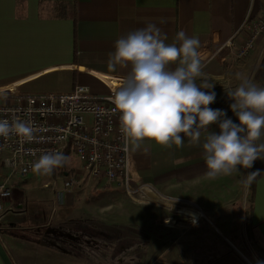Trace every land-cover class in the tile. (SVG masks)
Instances as JSON below:
<instances>
[{
	"label": "crops",
	"instance_id": "0c3cea01",
	"mask_svg": "<svg viewBox=\"0 0 264 264\" xmlns=\"http://www.w3.org/2000/svg\"><path fill=\"white\" fill-rule=\"evenodd\" d=\"M263 17L264 0H0V90L16 98L67 93L82 84L95 95H107L109 89L100 77L124 81L131 70L130 65H117L114 69L107 66L115 41L129 32L153 23L160 28L165 43H178L176 33L183 30L189 37H198L203 64L247 18L254 21ZM248 34L242 31L237 44L246 40ZM227 54L223 50L203 65V76L196 78V83L203 80L215 84L216 100L209 107L224 109L235 120L229 108L232 100L226 92L239 81ZM263 59L264 33L255 50L240 64L249 80L260 86H264V69L258 70ZM97 83L103 84L104 93L94 91ZM209 130L218 131L215 126ZM206 135L207 132L202 133L201 144ZM259 142H264V136ZM201 144L186 139L179 147H164L150 140L135 149L131 145L135 180L155 191L142 196V202L131 201L148 205L158 201L164 205L168 203L162 201L164 198L188 200L204 214L196 225L189 216L196 212L187 208H182L184 213L179 212L183 215L180 218L162 220L163 225L160 216L152 222L130 226L101 222L95 217H71L68 223H58L68 224L80 233L106 234L96 236L95 240L104 243L99 250L86 246L82 252H74L41 242L35 233L48 228L38 221L49 217L47 211L37 206L40 204L26 208L24 197L15 199V190L12 201L5 204L10 211L0 217V264H251L243 252L254 260L259 258L247 240L245 214L251 213L254 234L264 248V160L253 163L255 170L261 172L254 190L251 182L244 183L253 167L210 180L205 176ZM8 176L15 189L23 187L20 180L26 179L11 174L1 164L0 178ZM111 187L121 189L127 197L122 188ZM221 198L225 201L218 204ZM169 204L164 207L173 212V204ZM177 206L178 202L173 209ZM127 235L132 237L126 238Z\"/></svg>",
	"mask_w": 264,
	"mask_h": 264
},
{
	"label": "clouds",
	"instance_id": "9594fccd",
	"mask_svg": "<svg viewBox=\"0 0 264 264\" xmlns=\"http://www.w3.org/2000/svg\"><path fill=\"white\" fill-rule=\"evenodd\" d=\"M175 40L178 43H165L160 28L148 23L115 41L108 68L131 66L112 98L120 112L121 133L135 149L145 140L164 147H179L186 139L201 144V135L207 132L201 146L208 179L251 169L254 161L264 160V142H259L264 136V86L236 72L239 83L226 92L235 120L224 109L210 108L216 100L215 84L196 83L203 76L198 37L179 30ZM211 126L218 131L209 130ZM9 135L30 141L34 129L23 120L0 119V137ZM67 160L63 152H46L32 168L41 175L51 174ZM260 174V170L248 173L244 183ZM189 216L196 225V214L190 212ZM256 264H264V260L257 259Z\"/></svg>",
	"mask_w": 264,
	"mask_h": 264
},
{
	"label": "built area",
	"instance_id": "2783aa9c",
	"mask_svg": "<svg viewBox=\"0 0 264 264\" xmlns=\"http://www.w3.org/2000/svg\"><path fill=\"white\" fill-rule=\"evenodd\" d=\"M242 31L248 37L240 45L236 39ZM264 33V17L257 20L246 19L242 26L234 30L226 40L219 43L213 55L203 60L207 65L223 50L232 60L231 70H243L240 64L255 50L259 37ZM246 76V75H245ZM109 89L107 95H95L82 84H76L71 92L42 93L11 97L0 90V119H19L30 123L34 129L33 139L27 141L17 135L0 137V163L11 174L25 178L37 173L32 165L46 152L66 153L70 148L83 171L92 181H102L120 187L134 202H142V196L154 191L149 185L137 182L131 166V142L120 131V112L112 98L123 81L100 77ZM65 193L74 192L78 187L77 178L67 175L64 178ZM16 186L10 176L0 178V217L10 211L5 204L12 201ZM155 192V191H154ZM177 198H164L174 202ZM181 207L193 210L204 217L194 203L178 199Z\"/></svg>",
	"mask_w": 264,
	"mask_h": 264
},
{
	"label": "rangeland",
	"instance_id": "374dc122",
	"mask_svg": "<svg viewBox=\"0 0 264 264\" xmlns=\"http://www.w3.org/2000/svg\"><path fill=\"white\" fill-rule=\"evenodd\" d=\"M93 89L98 93H104L105 91L102 83H97ZM67 167L71 172V176L77 178L79 182L74 192L80 191L77 194H65L64 203L59 195L63 190L64 181L62 178L53 177L52 174L41 175L32 173L25 177L26 180H20L23 187L16 189L17 196L15 199L18 200L19 197H24L26 208L40 204L37 206L43 207L47 211L49 217L38 221L46 223L48 228L67 227L68 224H59L58 222L68 223L71 217L81 218L80 220H82L86 216L87 218L95 217L101 222L124 224V226L152 222L155 217L160 216L159 222L163 225L162 220L180 218L183 215L179 212H185L182 211L183 207L180 206L172 209L173 212H171L169 208H165L158 201L150 203V205L132 202L123 194L121 189L111 187V185L102 181H92L88 178V175L82 169L81 163L72 154L68 160ZM20 183L18 186H20ZM162 201L168 202L164 203L167 206L170 205L169 203L173 204L170 200L166 201L163 199ZM223 201H225V198H221V202H218V204L223 203ZM175 211L177 212L174 213ZM172 215L175 216L172 217ZM125 237L131 238L132 236L127 235ZM60 246L64 247L62 243H60ZM237 249L243 252L238 246ZM243 254L251 261V264H256L254 258L244 252Z\"/></svg>",
	"mask_w": 264,
	"mask_h": 264
},
{
	"label": "trees",
	"instance_id": "16d2710c",
	"mask_svg": "<svg viewBox=\"0 0 264 264\" xmlns=\"http://www.w3.org/2000/svg\"><path fill=\"white\" fill-rule=\"evenodd\" d=\"M72 6H73L72 8H74V7H75V3H73ZM73 13H74L73 22H74V24L76 25V17H75V13H76V11H74V9H73ZM260 68H261V69H258V70H260V71H261L262 69H264V59L262 60V63H261V65H260ZM260 71H259V72H260ZM256 77H258V76H256ZM65 155L68 157V160H69V158H70V156H71V150H70V148L67 149ZM68 160H67V162H66L65 165L60 166V167H57V168H55V169L53 170V172L51 173V174L53 175V177H55V178H63L65 175L71 173V172L67 169V168H68V167H67ZM0 165H1V164H0ZM253 171H256L255 168H254V166H253V169L251 170V172H253ZM251 184H252V188H253V190H254V187H255V180L251 181ZM253 199H254V192H252V194H251V196H250V201L252 202ZM245 220H246V223H245V226H246V227H245V228H246V233H247V240H248V241L251 243V245L253 246V248H254V252H255V254H257L258 258H259L260 260H264V248H262V247L259 245V242H258L257 236L254 234V231H253L254 228H253V226H252V219H251V213H250V212H247V213L245 214ZM52 229H55V228H46L45 230H44V228H42V229H37L35 234L37 235V237L42 238V239H41V242H42V243H45V244L49 245V244L52 243V242L49 240V237H50L51 234H52V233H50ZM58 230L63 231V232H65V233H68V234L70 235L71 241H78V240L82 239V235H80V233H75V232H70V233H69V230H66V229L63 228V227H61V228L58 227ZM48 234H50V235H48ZM79 237H80V238H79ZM83 237H85V236H83ZM84 240H85V239H84ZM84 240L78 242V244L82 246V244L86 242V240H85V242H84ZM85 246H86V244H85Z\"/></svg>",
	"mask_w": 264,
	"mask_h": 264
},
{
	"label": "flooded vegetation",
	"instance_id": "af4514ba",
	"mask_svg": "<svg viewBox=\"0 0 264 264\" xmlns=\"http://www.w3.org/2000/svg\"><path fill=\"white\" fill-rule=\"evenodd\" d=\"M58 227L59 228L63 227L66 230H69V233L70 232L80 233L79 231H76V230L69 228V227L57 226L55 229L51 230L50 233H52V234L49 237V240L53 243L54 246L60 245V243H62L64 245V247L67 248L66 250L71 249L74 252H78L80 250L82 252V250L84 248H86V246L92 250H99V248H101L102 245H104V243H102L101 241L95 240V239H97L96 236H103V235L106 236V234H104V233H97L94 231H88V232L80 233V235H82V239H80L78 241H71L70 235L68 233H65L63 231L58 230ZM48 235H50V234H48ZM83 236H85V237H83ZM108 237H110V236H108ZM113 237H115V236H113ZM136 237H137V235H136ZM84 239L86 240V242ZM139 239L141 241L140 243L142 245H144V242H145L144 239H142L141 237ZM82 240H84L85 243H83L81 246L78 244V242H80ZM85 244H86V246H85Z\"/></svg>",
	"mask_w": 264,
	"mask_h": 264
},
{
	"label": "bare ground",
	"instance_id": "6f19581e",
	"mask_svg": "<svg viewBox=\"0 0 264 264\" xmlns=\"http://www.w3.org/2000/svg\"><path fill=\"white\" fill-rule=\"evenodd\" d=\"M199 216H200L199 213H196L197 220H199Z\"/></svg>",
	"mask_w": 264,
	"mask_h": 264
}]
</instances>
